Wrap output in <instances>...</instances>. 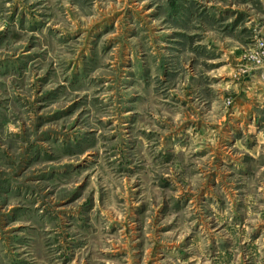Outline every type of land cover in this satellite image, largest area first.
Instances as JSON below:
<instances>
[{"label":"rangeland","instance_id":"1","mask_svg":"<svg viewBox=\"0 0 264 264\" xmlns=\"http://www.w3.org/2000/svg\"><path fill=\"white\" fill-rule=\"evenodd\" d=\"M264 0H0V264H264Z\"/></svg>","mask_w":264,"mask_h":264},{"label":"built area","instance_id":"2","mask_svg":"<svg viewBox=\"0 0 264 264\" xmlns=\"http://www.w3.org/2000/svg\"><path fill=\"white\" fill-rule=\"evenodd\" d=\"M249 61L257 66V70H260L264 77V40L257 41L254 50L250 52Z\"/></svg>","mask_w":264,"mask_h":264}]
</instances>
